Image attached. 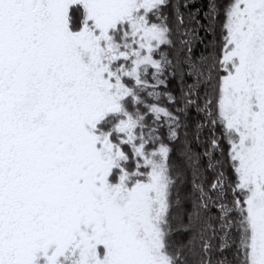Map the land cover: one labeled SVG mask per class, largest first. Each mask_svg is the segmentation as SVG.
<instances>
[{
  "label": "snow or ice",
  "instance_id": "snow-or-ice-1",
  "mask_svg": "<svg viewBox=\"0 0 264 264\" xmlns=\"http://www.w3.org/2000/svg\"><path fill=\"white\" fill-rule=\"evenodd\" d=\"M0 264H264V0H0Z\"/></svg>",
  "mask_w": 264,
  "mask_h": 264
},
{
  "label": "trees",
  "instance_id": "trees-1",
  "mask_svg": "<svg viewBox=\"0 0 264 264\" xmlns=\"http://www.w3.org/2000/svg\"><path fill=\"white\" fill-rule=\"evenodd\" d=\"M199 2H204V0H199ZM209 179H211V177L209 176Z\"/></svg>",
  "mask_w": 264,
  "mask_h": 264
}]
</instances>
